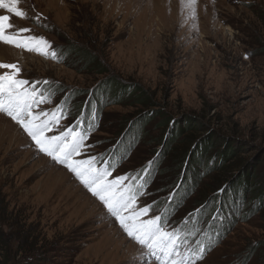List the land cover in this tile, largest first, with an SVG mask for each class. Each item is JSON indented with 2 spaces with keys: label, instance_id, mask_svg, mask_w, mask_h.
<instances>
[{
  "label": "rangeland",
  "instance_id": "1",
  "mask_svg": "<svg viewBox=\"0 0 264 264\" xmlns=\"http://www.w3.org/2000/svg\"><path fill=\"white\" fill-rule=\"evenodd\" d=\"M18 7L27 18L0 9L13 25L6 32L30 29L22 35L43 37L58 59L0 42V62L17 64L29 86L41 82L47 102L33 112L59 117L46 135L84 132L86 146L74 159L96 157L98 168L112 171L108 179L143 184L137 207L152 205L149 217L193 232L189 246L201 241L207 249L197 264H264V0H196L195 18L181 0H19ZM111 77L147 91L155 117L140 119L148 110L121 90L117 100L100 99ZM185 117L197 130L179 136V154L181 137L201 138L195 163L206 153L211 172L219 171L223 148L235 147L236 160L247 163L241 180L216 191L226 207L218 198L201 218L197 203L209 179L190 187L176 149L159 154L168 121ZM145 251L74 173L0 112V264H157Z\"/></svg>",
  "mask_w": 264,
  "mask_h": 264
},
{
  "label": "snow or ice",
  "instance_id": "2",
  "mask_svg": "<svg viewBox=\"0 0 264 264\" xmlns=\"http://www.w3.org/2000/svg\"><path fill=\"white\" fill-rule=\"evenodd\" d=\"M18 4L19 0H0V9H5L16 17L27 18ZM195 4L196 0H181L182 9H189L193 18L196 15ZM36 19L38 20L39 16ZM9 20V15H0V42L35 51L54 60L58 59L55 51H49L52 46L46 39L22 35L30 32V29L6 32L7 29L13 28ZM0 70H6L0 72V112L6 113L16 121L31 137L40 152L74 173L92 195L103 203L110 215L115 217L127 236L146 250L143 256L152 257L157 264H197V261L204 258L207 249L201 241H197L196 248L189 246L188 236L194 235L193 232L185 233L178 227L170 226L166 216L149 217L152 205L137 207L138 196L144 195L139 190L143 188V184L138 187L124 185L123 182L128 179L126 176L108 179L112 171L108 167L98 168L96 157L74 159L81 155V149L86 146L88 136L84 132L69 127L58 135H46L58 125L59 117L54 114L49 116L43 111L33 112L34 106L47 102V97L37 91L36 85L41 83L40 81L29 86L30 81L18 78L21 69L14 63L0 62ZM43 83L48 84L49 81L45 80ZM183 223L187 224V219ZM182 247L184 251H181ZM139 259L134 258L133 264H138Z\"/></svg>",
  "mask_w": 264,
  "mask_h": 264
},
{
  "label": "trees",
  "instance_id": "3",
  "mask_svg": "<svg viewBox=\"0 0 264 264\" xmlns=\"http://www.w3.org/2000/svg\"><path fill=\"white\" fill-rule=\"evenodd\" d=\"M77 49V47H75ZM63 53V52H62ZM79 56H81L82 58H85L84 56H87L86 52L81 51L77 52ZM92 56L88 55V57L85 59V64H92ZM95 62V61H94ZM101 72V71H99ZM102 84L106 85V92L105 93H99L100 95V99H105L108 101H112V100H117L119 97L118 91L121 90L120 92H122V96H124L125 94H127V96H129L127 99L128 100H132L134 102V104H137L139 106H142L145 110H148L145 115L141 116L140 119L144 118L147 119V116H151V117H155V114L157 111H155L154 109L150 110V107L153 106L154 104L152 103L153 101H151V96H149L147 94V91L142 90L139 86L135 87L134 85H129V86H124L123 84L119 83L117 81L116 78L111 77L108 78V81H103ZM117 86H120L119 89H117ZM110 90H112V92H110ZM118 90V91H117ZM104 94V95H103ZM102 95V96H101ZM120 95V96H121ZM75 96V94H74ZM95 101H99V99L95 100ZM96 111V109H95ZM153 113H155L153 115ZM150 117V118H151ZM148 118V119H150ZM144 119V120H145ZM189 121H191L188 117L184 118V121L182 120V122L179 124L178 122H175V120H171L168 121L167 123V127H168V133L170 134V139L169 141H166L167 139L162 138V140H160L163 149L162 151L159 153L162 155H164V152H173L175 149L177 151V148L175 147V142L178 138H180V135H184L188 134L189 131L191 130H197V127L193 124L194 122L192 121V123H189ZM183 122L185 123V125H183ZM165 123V122H164ZM143 125V124H142ZM212 135V134H211ZM167 136V135H166ZM182 139L179 140L180 143H186V147L181 148L180 149V154L176 152H173L174 154H176V159L178 161V164L180 166V172H183V175L186 176V178L189 176H191L190 182L189 184L191 185L190 187H194L195 189H197V185H198V179L199 178H207L210 181V185H208L209 187L206 186V188L204 189V191L202 190V193L200 194V200L201 202L197 203V205H201L203 206L204 209H200L201 213L198 214V218H201L202 214L204 215L205 213H208L211 210V207L214 205H217V201L218 198L221 197V194L218 195V192H216L218 189H222L223 191L226 190L227 186V182L229 181V179L236 181L241 180V176L245 170V168L247 167V163H245L244 160H236V157L238 155V150L234 148H228V149H221V158H220V163L217 165L218 166V172L214 173L211 172L213 170V168L211 167V165L209 164V161L207 162V157H206V153H203V159L201 161V163H195V157H197V154H194V150H197L200 145V140L202 142V139H189L188 137H186L185 139H183V137H181ZM197 140V142H196ZM207 142V141H206ZM208 143V142H207ZM209 144V150L211 148H213L214 144H212L211 142L208 143ZM190 153H192V156L190 155ZM192 163H195V166H192ZM187 166V170H185V167ZM195 167H199L198 170L195 169ZM205 167V168H204ZM191 168V169H190ZM182 169V171H181ZM200 169V171H199ZM211 172V173H210ZM192 174V175H191ZM258 177V175L256 176V178ZM250 178H253V175L250 176ZM185 183V181H184ZM182 184L181 187H185V184ZM176 184L175 182L173 183V185ZM175 186V185H174ZM257 184L253 183L252 185H250V191L252 190H257ZM252 195H254L252 193ZM220 196V197H218ZM176 198V196H175ZM172 202V201H171ZM226 198H220V206H225L226 207ZM174 203H172L171 205H173ZM170 203L167 204V206H169ZM170 205V206H171ZM177 205V203H176ZM257 205V204H256ZM247 207V203H245L242 207ZM199 209V208H198ZM248 212H250V210L248 209ZM222 213L224 214V212L222 211ZM247 213V211H246ZM225 215V214H224ZM213 223V222H212Z\"/></svg>",
  "mask_w": 264,
  "mask_h": 264
}]
</instances>
